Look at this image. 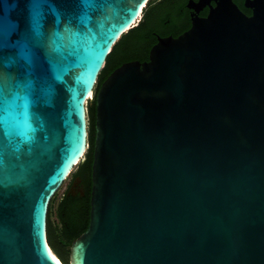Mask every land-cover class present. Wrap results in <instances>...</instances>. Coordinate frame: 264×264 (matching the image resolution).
Masks as SVG:
<instances>
[{
  "label": "water",
  "instance_id": "1",
  "mask_svg": "<svg viewBox=\"0 0 264 264\" xmlns=\"http://www.w3.org/2000/svg\"><path fill=\"white\" fill-rule=\"evenodd\" d=\"M148 2L0 0V264H60L49 205L86 158L94 101L70 264H264V0H189L188 29L96 92Z\"/></svg>",
  "mask_w": 264,
  "mask_h": 264
},
{
  "label": "trees",
  "instance_id": "2",
  "mask_svg": "<svg viewBox=\"0 0 264 264\" xmlns=\"http://www.w3.org/2000/svg\"><path fill=\"white\" fill-rule=\"evenodd\" d=\"M187 0H149L137 25L124 32L114 44L97 82L96 92L105 78L119 65L130 60L148 59L156 41L155 33L162 36H177L191 26ZM90 146L86 158L78 169L86 170L87 182L84 195L64 192L52 198L48 210V239L53 252L62 264H70V249L73 241L89 226L91 211V170L95 138V101L88 105ZM56 217V219H54Z\"/></svg>",
  "mask_w": 264,
  "mask_h": 264
},
{
  "label": "flooded vegetation",
  "instance_id": "3",
  "mask_svg": "<svg viewBox=\"0 0 264 264\" xmlns=\"http://www.w3.org/2000/svg\"><path fill=\"white\" fill-rule=\"evenodd\" d=\"M188 1H186L185 3V8L184 10L187 11V14L190 18H192V13H193V9L188 7ZM237 5L239 6V8L246 14L251 15L252 14V8L247 6V2H250V0H234ZM212 4H215L214 2H212ZM209 12V7L205 6L203 9H201L197 14L199 16H206ZM156 36V41L154 43L157 42L158 40V36H162L158 33H155ZM153 43V44H154ZM149 57V56H148ZM89 185V182H87V176H86V170L85 169H78L75 174L72 175L66 189L65 192H67L68 194H73V195H84L85 194V190L86 187Z\"/></svg>",
  "mask_w": 264,
  "mask_h": 264
},
{
  "label": "rangeland",
  "instance_id": "4",
  "mask_svg": "<svg viewBox=\"0 0 264 264\" xmlns=\"http://www.w3.org/2000/svg\"><path fill=\"white\" fill-rule=\"evenodd\" d=\"M78 170V166H76L74 168V170L72 171V173L68 176V178L66 179V181L64 182V184L62 185V187L59 189L58 193H57V196H61L64 192H65V189L72 177L73 174H75V172ZM54 219H56V217H54Z\"/></svg>",
  "mask_w": 264,
  "mask_h": 264
},
{
  "label": "bare ground",
  "instance_id": "5",
  "mask_svg": "<svg viewBox=\"0 0 264 264\" xmlns=\"http://www.w3.org/2000/svg\"><path fill=\"white\" fill-rule=\"evenodd\" d=\"M51 252L54 254V256H55V258H56V260H57V262H59L60 264H62V262H61V260H60V258L53 252V250L51 249Z\"/></svg>",
  "mask_w": 264,
  "mask_h": 264
},
{
  "label": "snow or ice",
  "instance_id": "6",
  "mask_svg": "<svg viewBox=\"0 0 264 264\" xmlns=\"http://www.w3.org/2000/svg\"><path fill=\"white\" fill-rule=\"evenodd\" d=\"M141 2H144V0H141ZM137 11H139V6H137ZM134 18V17H133Z\"/></svg>",
  "mask_w": 264,
  "mask_h": 264
}]
</instances>
